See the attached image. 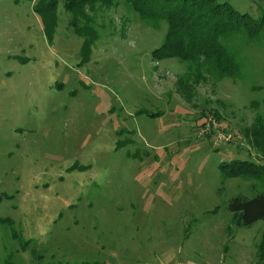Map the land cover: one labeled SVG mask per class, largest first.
Here are the masks:
<instances>
[{"label": "rangeland", "instance_id": "1", "mask_svg": "<svg viewBox=\"0 0 264 264\" xmlns=\"http://www.w3.org/2000/svg\"><path fill=\"white\" fill-rule=\"evenodd\" d=\"M38 1L0 0V264H254L264 222L235 228L226 203L264 178L217 166L257 161L239 131L264 118V26L223 43L238 77L217 80L153 60L165 23L123 1L74 22L57 1L50 38Z\"/></svg>", "mask_w": 264, "mask_h": 264}, {"label": "trees", "instance_id": "2", "mask_svg": "<svg viewBox=\"0 0 264 264\" xmlns=\"http://www.w3.org/2000/svg\"><path fill=\"white\" fill-rule=\"evenodd\" d=\"M59 0H39L33 9L38 16L45 37L50 38L55 27V6ZM70 14L72 22L85 19V9L96 0H60ZM107 7L113 1H123L137 19L154 27L164 22L166 32L159 48L151 53L156 61L177 59L188 69L206 72L217 80H235L238 66L229 47L230 38L238 35L245 44L260 39L264 26V11L258 19L235 12L228 4L216 0H99ZM73 25V23H71ZM236 37V36H235ZM232 42V41H231ZM201 74V73H199ZM247 154L257 161L230 160L217 168L223 179L243 182L264 178V118H256L253 124L239 131ZM223 188V187H222ZM252 196L236 194L228 199L226 211L235 228H250L256 222H264V191L256 190ZM254 264H264V230L255 248Z\"/></svg>", "mask_w": 264, "mask_h": 264}, {"label": "built area", "instance_id": "3", "mask_svg": "<svg viewBox=\"0 0 264 264\" xmlns=\"http://www.w3.org/2000/svg\"><path fill=\"white\" fill-rule=\"evenodd\" d=\"M219 139L226 141V139H228V137L227 138H223V137L220 138L219 137Z\"/></svg>", "mask_w": 264, "mask_h": 264}]
</instances>
